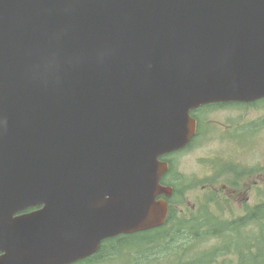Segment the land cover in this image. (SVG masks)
I'll list each match as a JSON object with an SVG mask.
<instances>
[{
    "label": "water",
    "instance_id": "95a60500",
    "mask_svg": "<svg viewBox=\"0 0 264 264\" xmlns=\"http://www.w3.org/2000/svg\"><path fill=\"white\" fill-rule=\"evenodd\" d=\"M260 99L264 0H0V264L162 227L191 112Z\"/></svg>",
    "mask_w": 264,
    "mask_h": 264
},
{
    "label": "rangeland",
    "instance_id": "374dc122",
    "mask_svg": "<svg viewBox=\"0 0 264 264\" xmlns=\"http://www.w3.org/2000/svg\"><path fill=\"white\" fill-rule=\"evenodd\" d=\"M205 110V111H204ZM197 118L202 116L209 124V131L202 132L195 139L191 147L185 151L176 153L173 161L174 169L171 178L178 181L180 185L189 183H212L215 188H223L224 179L236 177L233 172H224V166L227 163L241 164L248 167L249 174L246 181L247 185L252 181H257L251 192L253 197L264 196V101H260L253 105H218L195 111ZM243 123L247 125L237 139H231L226 132H232L235 126L231 123ZM232 127L228 129V125ZM225 129L228 131L224 130ZM218 129L215 131L213 127ZM212 128V129H211ZM211 129V130H210ZM248 136L250 138L246 139ZM198 187L188 190L178 202V207L188 204L193 209L199 208L204 203L210 191L203 192ZM209 189V188H208ZM228 191V190H227ZM242 192H238L235 201L239 200ZM230 201H225V210H231ZM227 213L226 215H228ZM252 227H250L251 229ZM172 239V238H170ZM125 240V238H124ZM222 239L211 237L206 240L185 243L178 238L174 242H164L161 246H154L151 250L153 256L148 261H142V264H180L183 258H193L194 261L201 262L202 259H209V256L201 255L200 252H207L221 243ZM127 248L132 250L131 257L123 262H113L112 264H127L132 260V264L137 262L132 257L150 252L149 247L136 243L133 238L127 237ZM186 250V248H188ZM128 254V253H127ZM135 258V257H134ZM236 256L223 255L216 259L215 264H224V262L235 261ZM95 264H107L96 262Z\"/></svg>",
    "mask_w": 264,
    "mask_h": 264
},
{
    "label": "trees",
    "instance_id": "16d2710c",
    "mask_svg": "<svg viewBox=\"0 0 264 264\" xmlns=\"http://www.w3.org/2000/svg\"><path fill=\"white\" fill-rule=\"evenodd\" d=\"M245 173L246 170L242 169V171L239 172L238 176L243 175ZM173 183L175 185V191L172 199H170L171 211L169 221L165 226L160 227L158 229L128 236L133 238L134 242L143 244L146 247L150 246L151 248H153L154 244H158L161 239L180 238L188 232L197 234L198 231L202 229L201 224L199 222L200 220L211 216H219L218 212L212 210L209 205H220V197H223L222 195L218 196L212 194L207 204L192 212L186 208H178L177 206H175L176 197L180 194H184L185 189L176 185L175 182ZM255 222L260 225V230L255 234H250L243 237L242 235L233 233L231 231H228L227 234H224L221 231L219 233L205 235L199 240L207 239L210 237H219L223 239V243L218 248H214L213 252L219 251L218 254L221 255H223V253H236L238 260L234 264H250L251 259L264 260V216ZM247 225L243 227H246ZM125 240L124 238H117L116 240L110 241L109 243L115 242L117 244L123 243V245H125L127 243L124 242ZM190 242H194V240L185 243ZM211 253H209L207 256L211 257ZM228 264L233 263L230 262Z\"/></svg>",
    "mask_w": 264,
    "mask_h": 264
},
{
    "label": "bare ground",
    "instance_id": "6f19581e",
    "mask_svg": "<svg viewBox=\"0 0 264 264\" xmlns=\"http://www.w3.org/2000/svg\"><path fill=\"white\" fill-rule=\"evenodd\" d=\"M211 106H216V104H207V105H203L195 110H193L191 112V115L197 120V130H196V135L193 137L192 141L183 149H180L178 151L166 154L161 156V160L163 161H167L169 163V170L167 173H174L176 170L174 169L173 166V161L171 160V157L173 155H176V153L185 151L186 149H188L189 147H191V145L193 144V142H195L198 137V135L200 134V129L202 132H207L209 131V124L210 123H203L205 121V119H203L202 116H199V118H197L195 111L197 110H203L205 108L211 107ZM205 111V110H204ZM212 129V128H211ZM210 129V130H211ZM218 128L216 126L213 127V130H217ZM195 140V141H194ZM236 183H239V181H237L235 179ZM170 185L172 187H174V183H170ZM225 202V201H222ZM223 207L224 203L222 204ZM227 214V212L225 213ZM264 216V196L261 197V199L257 202H255L253 205H251L249 207V210H247L245 213L242 214H228V215H219V216H211V217H207L204 218L202 220H200V224L202 229H200L198 231L197 234L195 233H191L188 232L186 233L184 236H181L180 238H178V240L182 241V242H188V241H192V240H199L201 238H203L205 235L208 234H212V233H219V232H223L224 234H227L228 231H231L233 233L236 234H255L256 232H254V228H245L242 229L243 226L255 222L259 219H261ZM259 228L260 225L258 224ZM252 227V226H251ZM219 253V251H214L212 254V256L209 259H202L201 262L199 261H194L192 260L193 258H183V263L180 264H215V259L217 254ZM223 255H225V253H223ZM221 255V256H223ZM151 256H153V253L148 252L146 254H141V256L135 255L132 257L133 259H136L137 262L135 261L134 264H142V261L145 260L148 261V259H151ZM127 264H132V260L130 262H128ZM250 264H264V260H255V259H251L250 260Z\"/></svg>",
    "mask_w": 264,
    "mask_h": 264
},
{
    "label": "flooded vegetation",
    "instance_id": "af4514ba",
    "mask_svg": "<svg viewBox=\"0 0 264 264\" xmlns=\"http://www.w3.org/2000/svg\"><path fill=\"white\" fill-rule=\"evenodd\" d=\"M225 105H229V104H225ZM218 106V105H216ZM235 126V128L233 129V131L230 132H226L225 134L230 135L232 139H237L239 134L242 133L247 127V125L243 124V123H231ZM231 124H227L228 125V129L232 127ZM228 129L226 131H228ZM171 160L174 161L175 160V155H173L171 157ZM230 172V171H229ZM241 177L239 180V183L236 182H225L223 184V187L226 188H232L233 190H231L229 192V194H227V198L231 200V203L234 204L231 208L230 211H228L227 209L225 210V212L222 215H226L225 213H232V214H242L245 213L247 210H249V207L251 205H253L255 202L259 201L261 199V197H253L251 196L249 193L251 192L252 188L258 184L257 181H252L251 184L247 185L246 181H244L243 179L245 178ZM239 185V186H237ZM210 187L214 188L213 184L210 183L209 184ZM238 192H242V196L239 200L235 201V197L237 195ZM252 228H254V232H258L260 230L258 223L256 222H252ZM118 237V236H117ZM117 237H112V238H108V240H106L103 244H101L100 248L98 251H96L95 253H93L92 255L76 262L73 264H95L96 262H101V263H107V264H112L113 262H123V260H127L128 257H130L127 251V249L122 245V244H117L115 242L109 243L110 241H114L117 239Z\"/></svg>",
    "mask_w": 264,
    "mask_h": 264
}]
</instances>
